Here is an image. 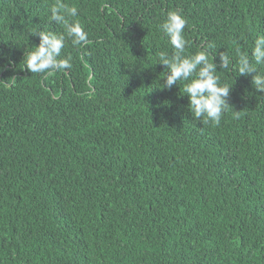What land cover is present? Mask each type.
<instances>
[{
  "label": "trees",
  "instance_id": "obj_1",
  "mask_svg": "<svg viewBox=\"0 0 264 264\" xmlns=\"http://www.w3.org/2000/svg\"><path fill=\"white\" fill-rule=\"evenodd\" d=\"M55 2L0 0V264H264V93L232 66L264 0H63L89 43L66 37L72 67L31 73V32H64ZM170 10L186 54L207 49L232 84L219 126L183 82L160 88Z\"/></svg>",
  "mask_w": 264,
  "mask_h": 264
},
{
  "label": "clouds",
  "instance_id": "obj_2",
  "mask_svg": "<svg viewBox=\"0 0 264 264\" xmlns=\"http://www.w3.org/2000/svg\"><path fill=\"white\" fill-rule=\"evenodd\" d=\"M51 21L64 28L63 33L51 30H34L31 33L39 37V43L30 51L24 53V66L31 73H49L63 71L72 67L71 57L62 56L66 37L74 46H85L89 43L88 34L81 22L76 19L77 8L56 0L50 6ZM71 18V19H70ZM186 18L179 10H170L160 24V30L169 38L174 52H160L157 62L163 65V89H171L178 82H183L182 94H187L188 109L196 120L205 124L219 126L221 117L229 109L227 98L232 84L221 82L217 75V65L207 49H200L192 54H186L188 41L184 30ZM219 67L228 70L233 58L227 52H219ZM239 75L252 74L251 83L264 93V71H258L257 66H264V33L258 34L249 52L236 49L235 63ZM232 110V108H231ZM233 117L239 118V111L232 110Z\"/></svg>",
  "mask_w": 264,
  "mask_h": 264
}]
</instances>
